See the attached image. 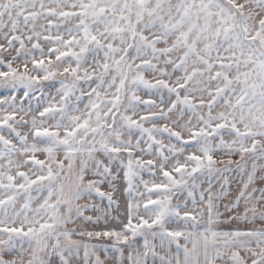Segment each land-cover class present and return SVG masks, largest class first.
Segmentation results:
<instances>
[{"label": "snow or ice", "instance_id": "obj_1", "mask_svg": "<svg viewBox=\"0 0 264 264\" xmlns=\"http://www.w3.org/2000/svg\"><path fill=\"white\" fill-rule=\"evenodd\" d=\"M0 264H264V0H0Z\"/></svg>", "mask_w": 264, "mask_h": 264}]
</instances>
